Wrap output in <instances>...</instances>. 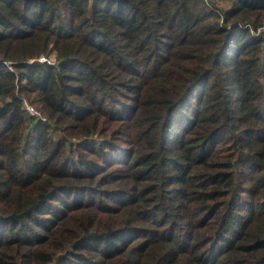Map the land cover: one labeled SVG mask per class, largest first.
I'll use <instances>...</instances> for the list:
<instances>
[{
	"label": "trees",
	"instance_id": "obj_1",
	"mask_svg": "<svg viewBox=\"0 0 264 264\" xmlns=\"http://www.w3.org/2000/svg\"><path fill=\"white\" fill-rule=\"evenodd\" d=\"M0 264H264V0H0Z\"/></svg>",
	"mask_w": 264,
	"mask_h": 264
},
{
	"label": "built area",
	"instance_id": "obj_2",
	"mask_svg": "<svg viewBox=\"0 0 264 264\" xmlns=\"http://www.w3.org/2000/svg\"><path fill=\"white\" fill-rule=\"evenodd\" d=\"M38 60H39L40 62H45V63H47V64H49V65H53V64H55V61L53 60V57H52V56H50V57L41 56V57H39ZM4 65L8 68V70H9L10 72H14V70H13V68L11 67V65H10L9 62H4ZM21 102H22V108H23V110H24L27 114H29V115L32 116V117L39 118V119H41L43 122L46 121V119L43 118V117L41 116L40 111H39L35 106H33L32 104L28 103V102H27L26 100H24V99H22Z\"/></svg>",
	"mask_w": 264,
	"mask_h": 264
}]
</instances>
